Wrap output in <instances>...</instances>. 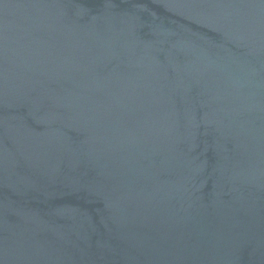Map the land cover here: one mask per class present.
Returning a JSON list of instances; mask_svg holds the SVG:
<instances>
[{
  "label": "water",
  "instance_id": "1",
  "mask_svg": "<svg viewBox=\"0 0 264 264\" xmlns=\"http://www.w3.org/2000/svg\"><path fill=\"white\" fill-rule=\"evenodd\" d=\"M0 264H264V0H0Z\"/></svg>",
  "mask_w": 264,
  "mask_h": 264
}]
</instances>
